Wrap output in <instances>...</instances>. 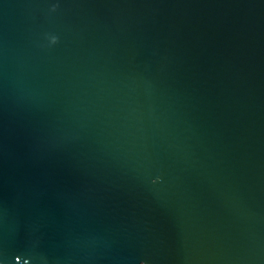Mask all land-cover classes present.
I'll return each mask as SVG.
<instances>
[{
    "label": "water",
    "instance_id": "1",
    "mask_svg": "<svg viewBox=\"0 0 264 264\" xmlns=\"http://www.w3.org/2000/svg\"><path fill=\"white\" fill-rule=\"evenodd\" d=\"M0 264H264V0H0Z\"/></svg>",
    "mask_w": 264,
    "mask_h": 264
}]
</instances>
